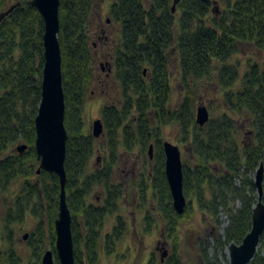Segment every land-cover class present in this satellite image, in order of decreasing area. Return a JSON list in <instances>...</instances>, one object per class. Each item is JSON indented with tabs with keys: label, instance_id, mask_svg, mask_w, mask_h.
Masks as SVG:
<instances>
[{
	"label": "trees",
	"instance_id": "16d2710c",
	"mask_svg": "<svg viewBox=\"0 0 264 264\" xmlns=\"http://www.w3.org/2000/svg\"><path fill=\"white\" fill-rule=\"evenodd\" d=\"M16 2L20 5L0 23V191L23 178L22 190L8 209L6 226L22 222L32 206L40 218L29 241L35 264L48 248L60 264L55 250L60 179L44 170L37 173L35 147L45 22L29 0H0V12ZM172 6L173 0H114L110 5V18L121 33L112 53L121 97L102 108L105 144L102 163L93 169L98 138L88 129L84 111L97 78L89 33L96 0H61L59 41L68 132L66 199L73 218L76 264H100L101 251L113 255L127 232V221L120 215L110 232L104 229L108 216L120 211L127 191L115 179L116 169L133 154L152 162L151 171L132 182L139 207L146 208L145 230L154 223L148 200H157L165 230L174 239L173 251L164 262L152 253L147 264H183L178 225L195 205L216 218L220 211L229 217L224 235L215 238L214 256L203 253L205 264H222L219 255L224 249L231 243L241 244L251 230L258 196L249 174L264 164V58L244 63L239 58L231 60L247 45L264 52V0H181L175 12ZM173 53L184 88L177 106L171 101ZM210 79L220 96L221 110L201 126L196 121V104L205 90L200 82ZM241 121L249 124L252 135L248 140ZM171 124L179 126L178 142L188 150L182 158L187 198L183 214L173 207L165 172L164 127ZM20 142L28 145L27 150L11 151ZM98 187L102 195H93ZM43 204L48 205L50 215L48 247L42 234ZM263 249L264 234L251 264H264ZM10 259L16 264L19 258L11 252Z\"/></svg>",
	"mask_w": 264,
	"mask_h": 264
},
{
	"label": "rangeland",
	"instance_id": "374dc122",
	"mask_svg": "<svg viewBox=\"0 0 264 264\" xmlns=\"http://www.w3.org/2000/svg\"><path fill=\"white\" fill-rule=\"evenodd\" d=\"M16 1V0H13ZM114 0H96V8L91 25L89 27V33L91 34V44L95 56V68L97 72V78L91 87V93L87 97L85 105V121L88 129L92 130V124L94 120L101 118L102 108L104 105L117 101L121 97V86L117 81L114 73L113 52L116 45L120 42L121 33L119 25L110 18V5ZM237 58L243 63L249 58L263 59L264 52L257 50L253 45H247L243 50L234 56L231 61H235ZM172 95L171 101L173 106H177L184 93L183 84L181 82V75L176 68V54L172 55ZM204 84V91L200 96V100L196 104H205L210 112V116L217 115L221 109L220 96L215 93V82L211 79L200 82ZM243 123L245 131V139H250L248 122L241 121ZM248 124V125H247ZM244 131V130H243ZM249 132V133H248ZM180 134V128L177 124H171L164 127V139L170 140L177 144L181 151V156L184 158L188 152L187 148L178 142ZM105 144L104 138L100 137L97 141L96 152L93 156L91 167L94 169L102 163L101 155L103 153V145ZM11 151L16 152V146ZM98 159V160H97ZM150 161H144V156H126L122 163L118 166L115 172V179L123 182L127 187V191L123 198L120 200V211L115 214L109 215L106 224L105 232H110L113 224L116 222V216L118 214L123 215L128 222V230L125 235L118 240L116 245V251L113 255H108L101 251L100 264H147L152 252H155L157 257L164 252L165 249L169 251V255L173 251V237L170 238L165 228V221L161 214L157 210L159 204L157 200L149 199L147 208L152 211L154 216V223L149 230H145V207L140 208L141 203L138 191L132 187L133 180H138L142 172L151 171ZM148 173V172H147ZM256 170L249 174V178L255 179ZM32 180L35 178L32 177ZM23 186V178L15 180L6 190L4 194L0 191V228L5 233V210L6 206L3 205V196L8 201V206L12 204L14 198L20 193ZM103 189L101 187L96 188L94 194L102 195ZM257 193V191H256ZM100 199V198H99ZM94 200V198H93ZM237 207L240 206V202H237ZM26 213V216L22 222L16 221L10 225L11 228V241L16 248L22 264H28L32 257V247L29 244L31 233L36 230L37 224L40 222V218L33 213V207L30 206ZM43 238L45 244L48 247L50 243V215L48 212V205L43 204ZM2 220V222H1ZM4 223V226L2 225ZM229 224V217L223 211H220L218 217L209 215L201 211L198 207L192 210L190 215H185L180 219L178 225L179 236V253L182 258L183 264H205L203 253L209 252V255L215 254V238L221 234L224 235V230ZM29 233V237L24 240L23 234ZM167 242L166 245H161V250L156 249L158 242ZM203 244H206L205 247ZM6 243L0 241V249L6 248ZM227 248L224 249L223 254L219 255V259L222 263L229 262V256L227 254ZM264 253V249H263Z\"/></svg>",
	"mask_w": 264,
	"mask_h": 264
},
{
	"label": "water",
	"instance_id": "95a60500",
	"mask_svg": "<svg viewBox=\"0 0 264 264\" xmlns=\"http://www.w3.org/2000/svg\"><path fill=\"white\" fill-rule=\"evenodd\" d=\"M181 0H173V12ZM31 6L38 9L44 18V69L42 78V95L37 116L36 152L40 161L37 173L43 170L59 176L61 193L59 213L55 219L56 242L55 250L60 264H76L75 243L72 231V212L66 199L67 172L65 168L68 132L65 126L66 102L63 88L62 53L59 41L60 31V4L61 0H29ZM20 5L12 4L0 12V23ZM210 120V112L205 104L196 108V121L204 126ZM92 133L96 138L105 136L103 120L98 118L92 124ZM28 148L26 143L20 142L16 149L23 153ZM165 153V172L171 190L173 207L178 214H183L187 207V198L184 193L183 162L180 148L170 140L163 142ZM151 159L154 157V144L149 147ZM254 184L257 189V202L253 208L251 230L244 237L241 244L231 243L227 247L228 263L222 264H251L255 258L262 235L264 234V164L256 170ZM28 233L24 235L26 239ZM168 255L165 249L162 259ZM41 264H56L53 249L45 250Z\"/></svg>",
	"mask_w": 264,
	"mask_h": 264
},
{
	"label": "flooded vegetation",
	"instance_id": "af4514ba",
	"mask_svg": "<svg viewBox=\"0 0 264 264\" xmlns=\"http://www.w3.org/2000/svg\"><path fill=\"white\" fill-rule=\"evenodd\" d=\"M8 188V187H7ZM3 194H4V190H3ZM16 198V197H15ZM14 198V199H15ZM99 200H101V199H99ZM14 202V201H13ZM12 202V203H13ZM2 203H3V205L4 206H6L7 208H6V210H5V233H4V231L2 230V228H0V241L2 240L3 242H5L6 243V248L5 249H0V264H13V263H15L16 261L15 260H12V259H10V254H11V252H13L14 254H16L17 256H18V258L19 259H17V263L16 264H22V259H20V256H19V254H18V252H17V250H16V248L13 246V244H12V241H11V228L10 227H7L6 226V217H7V214H8V209L12 206V204L11 205H9L8 206V201L6 200V198L3 196V201H2ZM118 215H120V216H123V215H121V214H118ZM125 218V217H124ZM126 219V218H125ZM127 221V220H126ZM1 222H2V220H1ZM116 223V222H115ZM127 224H128V222H127ZM2 225L4 226V223H2ZM114 225L115 224H113V226H112V228L114 227ZM164 230H165V228H164ZM26 233H28V232H26ZM25 233V234H26ZM25 234H23V239L24 240H26L28 237H29V233H28V237L25 239L24 238V235ZM30 235H32V233L30 234ZM166 243L167 242H164V241H162L161 240V242H158V244H157V246H156V249H158V250H161V245L163 244V245H166ZM48 249H51V248H48ZM32 250H33V248H32ZM47 250V249H46ZM152 253H155V252H152ZM169 256V251H168V255L165 257V259L163 260L162 259V253L160 254V259H161V261L162 262H164L165 260H166V258ZM43 257V256H42ZM42 263V258L39 260V261H37L36 260V264H41ZM28 264H35V260H34V258L33 259H31V260H29V262H28Z\"/></svg>",
	"mask_w": 264,
	"mask_h": 264
}]
</instances>
